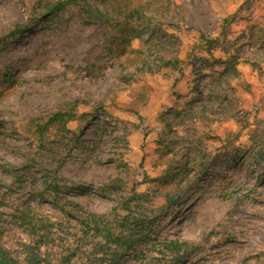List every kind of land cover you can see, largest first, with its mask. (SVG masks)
<instances>
[{"label":"rangeland","instance_id":"obj_1","mask_svg":"<svg viewBox=\"0 0 264 264\" xmlns=\"http://www.w3.org/2000/svg\"><path fill=\"white\" fill-rule=\"evenodd\" d=\"M58 1L0 0L1 244L98 264L80 220L132 196L157 221L114 264H264V0ZM132 26L154 35L138 57ZM41 166L77 205L41 201Z\"/></svg>","mask_w":264,"mask_h":264},{"label":"trees","instance_id":"obj_2","mask_svg":"<svg viewBox=\"0 0 264 264\" xmlns=\"http://www.w3.org/2000/svg\"><path fill=\"white\" fill-rule=\"evenodd\" d=\"M75 0H64L58 1L55 5L51 6L50 11L55 9L63 8L66 4H69ZM126 11L136 20H142V14L144 13L143 7H131L129 4L124 5ZM135 20V21H136ZM134 21V20H133ZM134 21V22H135ZM128 23V22H127ZM125 24V23H124ZM129 25V24H128ZM127 26V25H126ZM131 30L122 34L123 43H129L132 39L138 38L141 41L142 48L136 50L135 56H140L144 54V48L146 45L152 42L154 38L153 34H145L143 29H138L135 26H132ZM126 30V27H121V30ZM123 30L121 33H124ZM132 32V34H131ZM150 33H154L151 30ZM163 34H166L164 31ZM180 59L177 57L164 58L162 64L164 66H170L172 68H179ZM161 64V65H162ZM160 65V66H161ZM141 66H139L140 68ZM149 67V66H148ZM159 67V66H158ZM151 67L148 68V71H155ZM66 117V118H65ZM75 114L69 111H57L49 115L45 123H41V138H43L48 127L54 122L62 120H73ZM12 174L13 170H10ZM66 184L60 182L57 175H55V170L44 168L41 166V201H48L54 205H60V199L65 197L66 193ZM66 203H71L77 205V203L67 199ZM131 197H125L121 200V211L115 209L113 211V216L109 217L107 214H96L93 212H86L85 216H82L80 223L84 225L83 236L90 237L95 239V244L90 248V254L94 255L98 264H114L119 257H121L124 250H130L134 248L136 241L138 240H148L150 239L147 232L153 228V225L157 221V216L148 219L142 215L137 214L132 211L133 202H131ZM161 245L165 249H175L172 253L176 255L180 254V249L182 246L187 245L185 240L181 239H168L163 238ZM113 249V252H110V257H106L109 250ZM182 252V254L185 253ZM33 263V262H32ZM0 264H23L19 258L12 255L0 242Z\"/></svg>","mask_w":264,"mask_h":264}]
</instances>
